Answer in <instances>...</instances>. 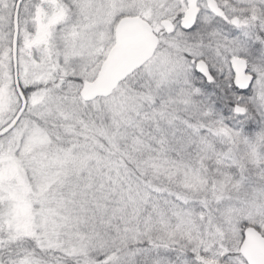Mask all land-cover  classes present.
<instances>
[{"label": "snow or ice", "instance_id": "obj_1", "mask_svg": "<svg viewBox=\"0 0 264 264\" xmlns=\"http://www.w3.org/2000/svg\"><path fill=\"white\" fill-rule=\"evenodd\" d=\"M0 264H264V0H0Z\"/></svg>", "mask_w": 264, "mask_h": 264}]
</instances>
